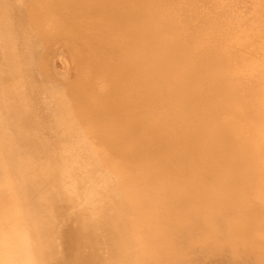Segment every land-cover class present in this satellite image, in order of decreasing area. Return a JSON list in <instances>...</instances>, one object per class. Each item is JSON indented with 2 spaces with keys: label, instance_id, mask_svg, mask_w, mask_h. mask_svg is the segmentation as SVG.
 Returning <instances> with one entry per match:
<instances>
[{
  "label": "bare ground",
  "instance_id": "1",
  "mask_svg": "<svg viewBox=\"0 0 264 264\" xmlns=\"http://www.w3.org/2000/svg\"><path fill=\"white\" fill-rule=\"evenodd\" d=\"M0 264H264V0H0Z\"/></svg>",
  "mask_w": 264,
  "mask_h": 264
},
{
  "label": "rangeland",
  "instance_id": "2",
  "mask_svg": "<svg viewBox=\"0 0 264 264\" xmlns=\"http://www.w3.org/2000/svg\"><path fill=\"white\" fill-rule=\"evenodd\" d=\"M58 69H60V68L58 67Z\"/></svg>",
  "mask_w": 264,
  "mask_h": 264
}]
</instances>
